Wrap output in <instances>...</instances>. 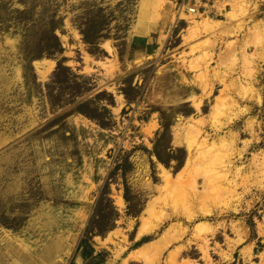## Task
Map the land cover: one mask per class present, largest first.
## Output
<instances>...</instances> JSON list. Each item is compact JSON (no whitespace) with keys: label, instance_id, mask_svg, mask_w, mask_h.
<instances>
[{"label":"rangeland","instance_id":"obj_1","mask_svg":"<svg viewBox=\"0 0 264 264\" xmlns=\"http://www.w3.org/2000/svg\"><path fill=\"white\" fill-rule=\"evenodd\" d=\"M262 34L264 0H0V264H85L91 217L99 264H264Z\"/></svg>","mask_w":264,"mask_h":264},{"label":"trees","instance_id":"obj_2","mask_svg":"<svg viewBox=\"0 0 264 264\" xmlns=\"http://www.w3.org/2000/svg\"><path fill=\"white\" fill-rule=\"evenodd\" d=\"M51 16H52V23L46 32V44L48 46V48H47L48 53L61 51V45L59 43V39L54 32L55 24L53 23V18L55 16V14H52ZM54 22H56V21H54ZM79 27H81V26H79ZM80 32L83 35V39L85 42H88V43L94 42L93 37H91L92 35H91L90 31L80 29ZM93 34H95V32ZM101 37H104V35H101ZM86 104H87V102H84L81 105H79V107H77L76 109L78 111L84 113L85 115L89 116V117L95 118L90 113L85 111V109H82V107H84ZM98 122L100 123V125H103L100 121H98ZM153 153L155 154L157 159L162 160L159 153L155 149L153 150ZM125 189H126V186H125ZM125 198H126V196H125ZM90 219L91 220L88 221V223L84 229L82 237L78 241L76 250L77 251L81 250V253L84 255V257L88 259L85 262V264H99L104 260L105 255L102 252H95V249L92 245L91 240H92V236L95 233V231L97 230L100 232V229L95 227V224L92 221V217ZM72 263H73V260L70 262V264H72Z\"/></svg>","mask_w":264,"mask_h":264},{"label":"bare ground","instance_id":"obj_3","mask_svg":"<svg viewBox=\"0 0 264 264\" xmlns=\"http://www.w3.org/2000/svg\"><path fill=\"white\" fill-rule=\"evenodd\" d=\"M188 10L189 11H195V9H193L192 7H190V6H188ZM195 21V20H194ZM209 23H210V21H209V19H207V18H204L203 20H201V21H198V25H201V27L202 26H204V27H202V28H209V27H207L208 25H209ZM262 38H263V40H262ZM261 41H264V34H262V37H261ZM264 43V42H263ZM214 43L212 42L211 44H210V48H212V46H214L213 45ZM234 47V46H233ZM232 47V49H234ZM231 49V48H230ZM48 61H50V60H40V61H36L35 62V65H36V67H37V70H38V72H39V74L41 75V76H45L46 74H47V72L49 71V68L51 67V65L53 64V61H51V64L50 65H47L46 64V62H48ZM245 94V93H244ZM220 101V100H219ZM214 106V105H213ZM197 107L199 108V104H197ZM216 107H217V105H216ZM215 111V110H214ZM199 121H201V120H199ZM197 122V121H196ZM196 128V127H195ZM197 129V128H196ZM191 133H193L194 134V132H192L191 131ZM196 133V132H195ZM190 135V134H189ZM206 136V135H205ZM192 137V136H191ZM195 137V136H194ZM195 140V139H194ZM203 140H205V139H203ZM211 143V142H210ZM209 144V143H208ZM206 146V145H205ZM213 148V147H212ZM206 153V152H205ZM203 154V153H202ZM205 155V154H204ZM216 155V154H215ZM213 157H215V156H213ZM206 159V158H205ZM208 159V158H207ZM206 159V160H207ZM210 159V158H209ZM215 159V158H214ZM217 160V159H216ZM212 162H216V161H213L212 160ZM219 162V161H218ZM221 162V161H220ZM219 162V163H220ZM210 164H211V160H210ZM215 164V163H214ZM213 164V165H214ZM218 164V163H217ZM226 165L225 164H221L220 165V168H218L217 170H216V168H213L214 170H213V172L211 173V179L212 180H215V179H219L220 177H224L225 176V174H224V176L222 175L221 176V170H222V167L224 168ZM214 167H216V166H214ZM225 169V168H224ZM227 177V176H226ZM207 179V178H206ZM168 180H170V179H168ZM233 180V179H232ZM218 181V180H217ZM214 182V181H213ZM215 183V182H214ZM221 183V182H220ZM182 187V186H181ZM119 202H121V198L119 197ZM155 244H158V243H154L153 245H152V243H145V246L147 245L148 246V248L146 249V250H150V251H153L154 250V248H157L158 247V245H157V247H155L156 245ZM155 245V246H154ZM157 250V249H156ZM170 256V255H169ZM188 260V259H187Z\"/></svg>","mask_w":264,"mask_h":264}]
</instances>
